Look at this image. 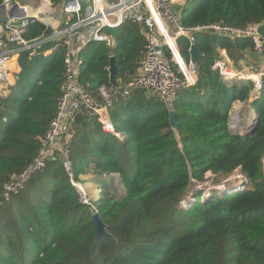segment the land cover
I'll list each match as a JSON object with an SVG mask.
<instances>
[{
	"label": "trees",
	"instance_id": "trees-1",
	"mask_svg": "<svg viewBox=\"0 0 264 264\" xmlns=\"http://www.w3.org/2000/svg\"><path fill=\"white\" fill-rule=\"evenodd\" d=\"M219 22L237 27L262 22L264 34V0H187L181 12L184 27ZM105 31L115 39L112 50L95 42L80 55V80L89 81L91 91L111 86V55L116 79L127 80L143 53L145 39L136 24ZM45 32L36 21L25 37ZM179 42L189 59L188 42ZM193 45L198 80L179 91L172 108L144 90L117 94L110 117L119 138L88 113L77 117L70 141L74 180L89 172L116 174L124 189L120 197L101 189L89 204L58 159L33 174L19 193L2 197L3 185L39 153L61 95L64 47L31 58L21 52L18 80L7 97L0 96V264H264V77L250 104L257 127L233 135L231 105L247 100L252 82L228 85L211 66L218 49L234 59L252 51L251 40L202 32ZM171 110L177 132L170 125ZM236 170L251 188L214 191L199 201L194 188L208 172L225 178ZM189 194L196 198L182 206ZM95 213L106 232L98 236Z\"/></svg>",
	"mask_w": 264,
	"mask_h": 264
},
{
	"label": "built area",
	"instance_id": "built-area-1",
	"mask_svg": "<svg viewBox=\"0 0 264 264\" xmlns=\"http://www.w3.org/2000/svg\"><path fill=\"white\" fill-rule=\"evenodd\" d=\"M85 1L87 4L82 0L57 2L45 0L39 7L33 9L14 0H0V96L18 80L20 72L18 74L11 72L9 66L12 53L5 50L8 43L14 44L20 53L28 52L29 58L35 56L36 47L47 40L59 41L65 49L61 95L57 101L55 114L40 140L39 153L23 170L13 174L3 185V199L7 200L19 193L33 174L43 171L50 160L58 159L78 191L81 201L89 204V198L85 197L80 188L81 183L73 178L70 160V141L77 117L86 112L100 124L104 132L119 138L122 135L116 131L110 117V106L117 94L127 97L135 90H144L163 106L172 108L179 91L184 87L194 86L198 80L196 62L192 61L191 56L186 59L181 53L180 39L188 42L191 52L197 33L208 32L232 40L248 38L251 40L253 53L264 59L262 22L248 23L242 27L220 22L184 27L181 24V12L187 0ZM14 4H18L19 7L14 8ZM1 6H4V12L1 11ZM7 10H12V14L9 15ZM36 21L45 25L46 32L38 38L27 39L25 37L27 28ZM125 22L136 24L145 39L137 71L127 80L116 79L117 87L101 84L96 90L91 91L90 82L80 80L81 52L95 42L103 43L112 50L116 42L105 29L118 28ZM48 28L52 29L50 34H47ZM243 66L244 68L239 69L225 49H218L211 67L228 85L251 81L252 88L248 100L252 102L261 93L264 61L261 63L245 61ZM253 113L254 122L255 112ZM243 120H234L233 125L229 126L234 128L230 129L231 132L237 130L238 133L244 134L246 131L243 132L242 125L240 126ZM247 120L245 121L248 122ZM2 121H6V117H3ZM238 125L240 128H237ZM252 126L248 124L245 129L249 131ZM240 175L243 176L241 173ZM246 183L247 180L237 184L235 187L237 189L234 190L243 189ZM226 187L215 191L227 190ZM190 197L186 196L183 200ZM191 199L193 200L192 197Z\"/></svg>",
	"mask_w": 264,
	"mask_h": 264
},
{
	"label": "rangeland",
	"instance_id": "rangeland-1",
	"mask_svg": "<svg viewBox=\"0 0 264 264\" xmlns=\"http://www.w3.org/2000/svg\"><path fill=\"white\" fill-rule=\"evenodd\" d=\"M17 2L21 3V4H25L27 5L29 8H37L39 7L40 4H43V1L45 0H16ZM51 1V0H50ZM59 44V41H52L49 42L47 44V49L50 50L52 48H54L56 45ZM247 56H249V52L246 51L245 54L243 55H236L234 57V62L236 64V66L239 69L244 68V64L242 65L240 62V59L244 60V61H251ZM247 58V59H246ZM251 102L248 100H237L235 101L230 108V112H229V126L233 125L232 123L235 121H238L240 119H244L243 122H240V126L242 125V131H246L244 134L247 133V129H245L246 127H248L249 125H253V110L250 107ZM248 119V120H247ZM235 120V121H234ZM245 120H247L248 122H246ZM240 126L238 125L237 128H240ZM231 130H233V127H230ZM264 160V158H263ZM263 171H264V162H263ZM90 175H93L92 172H90ZM104 181L109 182L112 181L113 184L110 185L106 184V183H102L104 181L99 180L97 178H94V180H92L91 182H89L87 185L85 184V181L81 179L80 183V188L83 190L85 197L89 198V202L96 200L99 198V194H100V190H108L110 192H116L118 194V196H122L124 194V189H123V185L121 184V182L119 181V177L116 174H113L112 176H103L101 177ZM246 181V179H244L243 176L240 175L239 171H235L233 172L231 175H229L228 177H219L217 175H213L211 173H207L205 175V181L202 182L199 186H195L194 192H196L199 195V201L201 202V200L203 199V197L205 198L207 194H211L212 192H214L215 190H218L219 188L223 189L225 188V186H227L226 188L228 189H237L235 188L237 186V184ZM83 182V183H82ZM85 184V186H84ZM106 184V185H105ZM245 184V187L251 188V184L249 183ZM83 185V186H82ZM218 186V187H216ZM221 186V187H220ZM188 197L191 195H187ZM193 198H196L195 196ZM187 200H191V197L189 199H185V200H181V205L185 206L187 204Z\"/></svg>",
	"mask_w": 264,
	"mask_h": 264
},
{
	"label": "water",
	"instance_id": "water-1",
	"mask_svg": "<svg viewBox=\"0 0 264 264\" xmlns=\"http://www.w3.org/2000/svg\"><path fill=\"white\" fill-rule=\"evenodd\" d=\"M82 2L84 4H87V2L85 0H82ZM13 7L14 8H18L19 5L18 4H14ZM1 11L2 12L5 11L4 6H1ZM7 12L9 13V15L12 14V10H7ZM51 32H52V29L48 28L47 34H50ZM198 55L199 54H198V52L196 50V47L194 45H192L191 46V59H192L193 62H196V59H197ZM108 71H109V83L111 84L112 87H117L118 83H117V80H116V75H117L118 69H117V66H116L115 57L113 55L110 56ZM169 121H170V125L172 126V128L177 132L179 130V126H178L177 121H176V116H175V111L174 110L170 111ZM258 123H259V117L255 113V119H254L253 126H252V128L249 131H247L246 134L252 133L255 130V128L257 127ZM232 134L233 135H244V134L238 133L237 130L232 131ZM93 217H94V219H95V221L97 223L96 235L98 236L100 234L106 233L105 229H104V225H103L102 221L100 220L98 214L95 213L93 215Z\"/></svg>",
	"mask_w": 264,
	"mask_h": 264
},
{
	"label": "crops",
	"instance_id": "crops-1",
	"mask_svg": "<svg viewBox=\"0 0 264 264\" xmlns=\"http://www.w3.org/2000/svg\"><path fill=\"white\" fill-rule=\"evenodd\" d=\"M4 17H5V15H3V18H4ZM0 18H1V17H0ZM52 41H54V40H47V41H44L41 45L37 46L36 49H35V54L38 55L39 52H42L43 55H48V54H50L54 48L48 50V49H47V44H48L49 42H52ZM5 50L10 51V52L12 53V59H11L10 66H9L10 69H11V72H16V73L18 74V72L21 70L20 63H19V57H20V55H21L22 53H20V51L18 50V48H17L14 44H11V43H8V44L6 45ZM248 52H249V56H247V57L251 60V61H248V62H252V63H261V62L264 61L263 58L256 56V55L253 53V51H248ZM246 59H247V58H246ZM240 62H241V64H244V63H245V61L242 60V59H240ZM15 83H16V82H13L12 85H11L8 89H6L5 92H4L5 94L2 95V96L7 97V96L10 94V92H11L10 88H11ZM80 178H82V180L85 181V184H86V185H87L89 182H91L92 180H94V178H97V179H99V180L104 181L101 177H96V176H94V175H90V172L87 173V174H85V175L80 176ZM88 181H89V182H88ZM82 183H83V182H82ZM102 183L109 184L110 181H109V182L104 181V182H102ZM85 184H84V186H85ZM106 184H105V185H106Z\"/></svg>",
	"mask_w": 264,
	"mask_h": 264
},
{
	"label": "bare ground",
	"instance_id": "bare-ground-1",
	"mask_svg": "<svg viewBox=\"0 0 264 264\" xmlns=\"http://www.w3.org/2000/svg\"><path fill=\"white\" fill-rule=\"evenodd\" d=\"M83 186V185H82ZM221 187V186H220ZM222 188V187H221ZM221 188H219V189H221Z\"/></svg>",
	"mask_w": 264,
	"mask_h": 264
},
{
	"label": "clouds",
	"instance_id": "clouds-1",
	"mask_svg": "<svg viewBox=\"0 0 264 264\" xmlns=\"http://www.w3.org/2000/svg\"><path fill=\"white\" fill-rule=\"evenodd\" d=\"M254 112V111H253Z\"/></svg>",
	"mask_w": 264,
	"mask_h": 264
}]
</instances>
